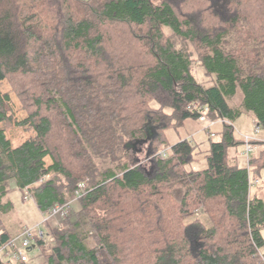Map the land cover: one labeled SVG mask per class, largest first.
Returning a JSON list of instances; mask_svg holds the SVG:
<instances>
[{"label":"trees","instance_id":"obj_1","mask_svg":"<svg viewBox=\"0 0 264 264\" xmlns=\"http://www.w3.org/2000/svg\"><path fill=\"white\" fill-rule=\"evenodd\" d=\"M4 80L28 113L16 123L34 133L12 146L0 89V250L27 228L6 222L15 188L44 214L71 209L43 222L27 260L1 264H264V198L249 173L264 169V0H0ZM203 113L221 129L206 127L218 140L199 169L197 144L170 146L165 131ZM242 114L261 129L248 154ZM151 127L147 168L127 144Z\"/></svg>","mask_w":264,"mask_h":264},{"label":"rangeland","instance_id":"obj_2","mask_svg":"<svg viewBox=\"0 0 264 264\" xmlns=\"http://www.w3.org/2000/svg\"><path fill=\"white\" fill-rule=\"evenodd\" d=\"M195 71L200 80L207 79L205 71L202 67L195 66ZM0 89L4 94H8L6 100L11 107V110L9 109L8 112L10 115H12V120L7 121L4 123V125L2 124V126L6 129V134L12 142V146L14 147L31 137L34 132L27 126L16 123L25 119L28 116V113L24 108L20 97L15 92L11 82L4 80L0 84ZM233 123L235 127V134L238 138L241 137L242 134L244 135L254 133V122L247 114H242ZM209 124V122L203 123L196 119L188 118L183 122V124L171 127L165 131L170 146L182 139H190L195 144H197V151L200 153L198 154L197 161L195 162V167L199 169L205 168L207 166L206 152L209 148L210 140H218V136H213V138H210L208 130L205 129ZM211 129L212 131H220L221 124L215 123L212 125ZM135 142V140L130 141V147L134 151V160L137 161L136 163L149 168L150 161L152 160V156L149 153L150 139H147V141L144 142ZM45 160L47 165L52 163V158L50 156H47ZM241 161L243 164L246 162V160L243 158ZM101 166H106V164H102ZM262 177V187H264V171L262 173ZM172 186L175 196L180 199L184 193L183 187L175 182L172 184ZM25 193L28 196L27 198H22L20 190L16 188L10 193L9 197L14 203V209L6 215V222L10 225V229L14 231L21 228L22 226H35L44 231L45 225L43 221L45 218H47V215H44V213L39 210L31 192L26 190ZM198 209L200 212L197 214V211H195V218H200L207 226H209L210 222L208 216L203 214V208L200 207ZM193 220L194 217L189 218L187 219V223L191 224ZM52 221L54 224H58L60 222V218H54ZM34 252L35 250H33L32 253ZM10 258V255L0 253V259L4 262H7Z\"/></svg>","mask_w":264,"mask_h":264},{"label":"built area","instance_id":"obj_3","mask_svg":"<svg viewBox=\"0 0 264 264\" xmlns=\"http://www.w3.org/2000/svg\"><path fill=\"white\" fill-rule=\"evenodd\" d=\"M200 122H209L205 113H203L199 119ZM210 125H213L215 122L210 121ZM261 132L260 127L255 126L254 134L243 135L246 143V153L253 152L256 149V145L252 143V140L258 139V134ZM214 135V134H213ZM160 156H167V150H163L160 152ZM85 188V184H80L79 187L75 190L77 198L83 194ZM71 209V202L65 204H57L52 207L49 212L44 215H47V218L44 219L43 222H46L48 219L52 217L67 216ZM197 214L200 212L199 209L196 210ZM40 233L43 234L42 230L39 227H27L24 228L21 233H19L16 237H14L6 246L0 250V253L10 255V259H21L27 260L28 258V249L32 245V241L34 240L35 234Z\"/></svg>","mask_w":264,"mask_h":264},{"label":"crops","instance_id":"obj_4","mask_svg":"<svg viewBox=\"0 0 264 264\" xmlns=\"http://www.w3.org/2000/svg\"><path fill=\"white\" fill-rule=\"evenodd\" d=\"M150 132H151L150 134L152 135L153 132H154V128L153 127H151ZM262 137H264V136H262ZM249 170H250L249 173H250V182H251V194H255V192H257V193L260 194V196H262L264 198V187H262V178H263L262 177V173H263L264 169L261 171L262 173H261V176H259V177H254L252 175L251 166L249 167Z\"/></svg>","mask_w":264,"mask_h":264},{"label":"water","instance_id":"obj_5","mask_svg":"<svg viewBox=\"0 0 264 264\" xmlns=\"http://www.w3.org/2000/svg\"><path fill=\"white\" fill-rule=\"evenodd\" d=\"M150 130H151V128H149V136H148L147 139H151V138H152V135L150 134V133H151ZM153 133H154V132H153ZM147 139L137 140L135 143H137V142H144V141H147ZM127 145L130 146L131 143H128ZM0 264H1V262H0Z\"/></svg>","mask_w":264,"mask_h":264},{"label":"bare ground","instance_id":"obj_6","mask_svg":"<svg viewBox=\"0 0 264 264\" xmlns=\"http://www.w3.org/2000/svg\"><path fill=\"white\" fill-rule=\"evenodd\" d=\"M80 184H82V183H80ZM80 184H79V185H80ZM55 206H56V205H55Z\"/></svg>","mask_w":264,"mask_h":264}]
</instances>
